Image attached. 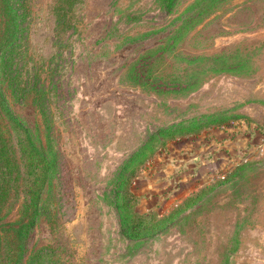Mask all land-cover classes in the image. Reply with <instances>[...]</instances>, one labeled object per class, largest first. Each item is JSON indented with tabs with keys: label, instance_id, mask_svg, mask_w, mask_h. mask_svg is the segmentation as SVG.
I'll list each match as a JSON object with an SVG mask.
<instances>
[{
	"label": "rangeland",
	"instance_id": "374dc122",
	"mask_svg": "<svg viewBox=\"0 0 264 264\" xmlns=\"http://www.w3.org/2000/svg\"><path fill=\"white\" fill-rule=\"evenodd\" d=\"M17 8L14 73L38 77L42 93L4 87L53 164L20 264H264V153L240 148L203 175L195 158L223 130L264 129V0ZM185 174L202 184L185 185ZM23 187L2 213L6 227L26 220Z\"/></svg>",
	"mask_w": 264,
	"mask_h": 264
},
{
	"label": "trees",
	"instance_id": "16d2710c",
	"mask_svg": "<svg viewBox=\"0 0 264 264\" xmlns=\"http://www.w3.org/2000/svg\"><path fill=\"white\" fill-rule=\"evenodd\" d=\"M19 0H0V218L7 207L9 197L15 186L24 181L22 217L26 218L19 225L6 227L0 223V258L2 264H20L24 255V235L34 225L41 209L42 192L52 168V161L46 152L37 144L30 128L13 109L7 96L4 81L23 95L33 90L41 92L37 78L33 82L23 83L21 75L14 73L13 60L20 45L22 31L20 13L17 8ZM176 0H161L164 8L173 10ZM196 6V8H194ZM206 6L202 3L187 10L183 26L200 16ZM36 76V75H34ZM38 100V99H36ZM43 106L42 103H38ZM223 137H235L223 130ZM221 156V155H220ZM135 218L142 217L135 213ZM122 223L126 234L137 237L140 231L133 223L130 214H124ZM14 231V236H13Z\"/></svg>",
	"mask_w": 264,
	"mask_h": 264
},
{
	"label": "crops",
	"instance_id": "0c3cea01",
	"mask_svg": "<svg viewBox=\"0 0 264 264\" xmlns=\"http://www.w3.org/2000/svg\"><path fill=\"white\" fill-rule=\"evenodd\" d=\"M248 128L246 130L243 129L242 132L237 133L235 137H228L226 139L213 137L211 138V141L208 139L207 143L201 144L200 147L195 151V158L199 160L198 162H200V169L199 172H197L198 175H203L204 171L205 173H208V170H215L216 168L223 167L225 165L229 166L230 160L232 159L231 157H234L237 152H240V148L247 147L251 151L257 148L259 144L264 142L263 129L251 133V127L249 129ZM228 132L230 131L227 130V134ZM206 148L209 149L206 150ZM184 179L188 180H183V182H185V185L189 183L195 187L198 184H202L200 182L202 180V177L195 178L194 176H192V174H185Z\"/></svg>",
	"mask_w": 264,
	"mask_h": 264
},
{
	"label": "built area",
	"instance_id": "2783aa9c",
	"mask_svg": "<svg viewBox=\"0 0 264 264\" xmlns=\"http://www.w3.org/2000/svg\"><path fill=\"white\" fill-rule=\"evenodd\" d=\"M250 128V127H249ZM264 130V129H263ZM231 132V131H230ZM239 133V132H238ZM254 133V132H253ZM233 134H235V133H233ZM257 148L262 152V153H264V142L263 143H261V144H259L258 146H257ZM226 172H221V173H219V174H217L216 175V177L217 178H225L226 177ZM215 178V177H214Z\"/></svg>",
	"mask_w": 264,
	"mask_h": 264
}]
</instances>
